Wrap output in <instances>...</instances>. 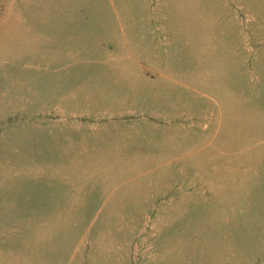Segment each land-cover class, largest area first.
I'll return each mask as SVG.
<instances>
[{
  "label": "rangeland",
  "instance_id": "1",
  "mask_svg": "<svg viewBox=\"0 0 264 264\" xmlns=\"http://www.w3.org/2000/svg\"><path fill=\"white\" fill-rule=\"evenodd\" d=\"M90 1L0 0V264H264V0H152L179 19L153 54L117 47L107 0L83 33L40 30ZM68 92L111 136L78 199L54 164L76 151L28 123Z\"/></svg>",
  "mask_w": 264,
  "mask_h": 264
},
{
  "label": "crops",
  "instance_id": "2",
  "mask_svg": "<svg viewBox=\"0 0 264 264\" xmlns=\"http://www.w3.org/2000/svg\"><path fill=\"white\" fill-rule=\"evenodd\" d=\"M102 1L104 0H98L93 3L91 0L89 4L90 10L88 14L86 13L87 15L72 12L49 13L43 11L38 15L40 30L48 36L55 35L61 37V39L63 36H73L72 34H76L77 32L83 33V31H86L85 28H87L88 21L90 24L94 21L93 18L100 17V15H93L92 13H100L98 8L101 6ZM116 1L120 9L114 4V0H107L110 5L111 15L114 16V20L118 21L119 29L123 31V36L120 37L119 45L118 42H116V45L120 47L121 51L126 53L153 54L155 52L154 48H156L158 44L157 39H159L156 35L162 29L161 26L164 27L165 32H167L171 29V25L176 22V20H179L175 16L168 17L159 13L156 7L151 3L152 0H132L134 5L137 3V12H134L135 7H132L133 5L131 7L128 6L127 0ZM40 3L41 5H55L57 8L60 5L69 7L76 4L75 0H40ZM181 3L191 4L192 2L190 0L189 2L181 1ZM161 21L164 23L161 24ZM72 46L74 45L70 47ZM50 48L53 47L51 46ZM70 50H68V52ZM150 82L149 80V83ZM70 95L71 93L68 92L67 95L64 94L62 97L47 99V101L52 100L54 102L51 104L41 103L42 107L33 110L31 114V117L40 116L46 118L30 121L28 123H30L32 128H45V130L51 132L49 138L55 142L57 148L65 146L59 143L62 141L68 143L67 145L71 146L72 149L74 148L73 150L76 151L74 157L59 158L54 164L63 167L58 178L63 189L66 190V199H69L71 193L77 195L72 198L78 199L80 198L79 195L87 194L90 190V185H85L81 182L90 180L92 177H98V180L105 179V172L101 171L99 174L102 176H96V172L92 171L91 166L96 164H111L107 161L111 157L110 143L109 147H106V140H111V136L107 123L100 127H96L97 116L95 115L98 113L95 112L107 110L108 107L105 109H95L96 111L93 112V114H87L89 108L84 104V107H81V111L84 112H78L76 102L80 100H76L75 96ZM45 107H47V109H44ZM91 120H93L94 123H92ZM94 139L98 140V142H92ZM120 204L124 206H120ZM127 205L128 199H126L125 202L120 199L116 207L111 206L106 211L125 212L127 211ZM77 207V209H79L80 205H77Z\"/></svg>",
  "mask_w": 264,
  "mask_h": 264
}]
</instances>
